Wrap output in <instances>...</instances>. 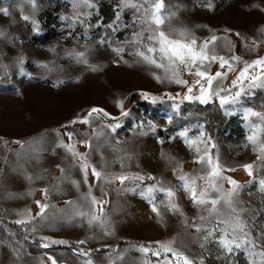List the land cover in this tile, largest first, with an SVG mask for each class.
I'll return each instance as SVG.
<instances>
[{"label": "rangeland", "instance_id": "rangeland-1", "mask_svg": "<svg viewBox=\"0 0 264 264\" xmlns=\"http://www.w3.org/2000/svg\"><path fill=\"white\" fill-rule=\"evenodd\" d=\"M0 264H264V0H0Z\"/></svg>", "mask_w": 264, "mask_h": 264}, {"label": "trees", "instance_id": "trees-1", "mask_svg": "<svg viewBox=\"0 0 264 264\" xmlns=\"http://www.w3.org/2000/svg\"><path fill=\"white\" fill-rule=\"evenodd\" d=\"M198 111L202 113L203 118L206 120V127L212 134H214L218 127L226 123L227 119L221 108L217 105H204L199 107Z\"/></svg>", "mask_w": 264, "mask_h": 264}]
</instances>
